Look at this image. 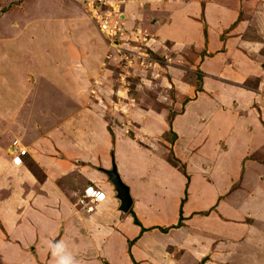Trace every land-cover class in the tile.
<instances>
[{"label": "crops", "instance_id": "1", "mask_svg": "<svg viewBox=\"0 0 264 264\" xmlns=\"http://www.w3.org/2000/svg\"><path fill=\"white\" fill-rule=\"evenodd\" d=\"M31 1L21 0L25 9L14 10L10 32L0 36V264H55L50 242H62L76 264H264V211L246 208L259 200L247 184L264 185V44L242 39L243 30L227 32L235 37L223 44L212 39L218 15L225 21L233 12L236 20L239 12L222 0L205 4L198 28L201 8L189 1L172 5L170 24L157 28L175 44L198 45L208 35L198 46L200 90L171 119L170 143L161 137L170 128L164 112L132 115L139 126L132 130L107 119L100 95L91 101L103 49L80 9L70 0ZM138 3L127 0L125 12ZM241 3L254 4L262 21L264 2ZM193 23L195 31L182 30ZM14 141L26 156L12 151ZM112 165L140 226L119 210L105 173ZM89 187L101 201L79 202Z\"/></svg>", "mask_w": 264, "mask_h": 264}, {"label": "rangeland", "instance_id": "2", "mask_svg": "<svg viewBox=\"0 0 264 264\" xmlns=\"http://www.w3.org/2000/svg\"><path fill=\"white\" fill-rule=\"evenodd\" d=\"M110 1L114 4H119L120 12L124 15L121 19V35L117 36L114 40V47L110 46L111 43L109 40L105 39L99 33L94 23L88 17V14L85 12L83 0L69 1L80 9V11L78 10L80 16L83 17L84 14L86 20L92 26L90 28L93 29L97 38H99L103 49L100 64L101 75L99 79H93L91 81V86L88 91L89 97L91 101L95 100L100 102L97 94L100 95L102 101L101 106L103 108L106 106V113L108 114L107 119L110 118V122L113 124L114 122L118 125L120 124L121 127L126 124V127L128 126L130 129L136 130L139 126L131 116L133 115V117L137 118V114L141 115L144 111L150 110L158 113L164 112V117L170 126L171 119L176 112L180 113L184 110V105L188 102L189 95L194 89L196 91L200 90L201 76L199 65L203 60L205 52L198 46H200L201 43L203 46L205 45L208 35L202 33L199 37L200 42L199 44L197 43L198 45H195L196 43L175 44L170 40L159 39L156 34L157 28L170 24L171 17L169 16L173 10L172 5L183 8L184 5L188 6L189 1L192 2L190 7L201 8V14L196 18V23L198 28H200L199 26L201 24L203 28L204 25L202 20H204L203 10L205 4L211 3V5H219L217 3L219 0H134L139 3L126 12L123 5L127 0ZM222 1L230 6L229 11L233 8L239 12V15L237 19L234 20L233 15H230L233 12H226V20L221 21L222 18L219 14L217 23L222 24L215 25L216 29L214 30V38L212 37V39L224 43L226 38L235 37L234 34L229 35L227 32L235 33L238 31V36L243 30L241 35L242 39L251 42L262 39V43L264 44V38H262V35H259L261 31H264V25H262L264 19V5L261 6V13L259 14L263 19L262 21L256 22L258 13L254 11L257 8L254 4L248 10L247 5L245 8L242 7V0ZM233 1H235V3L232 4ZM260 1L264 2V0ZM20 2L21 0H18V2H16V0H0V9L5 7V15L0 22V36L3 35V33L7 34L10 32L9 27L12 26L9 22H11L13 18H16V12L25 9L21 6L18 8ZM27 3L31 4L32 1L27 0ZM136 7L141 8L136 10V13L132 12L135 11ZM4 12L0 13V15ZM7 20H9V22H7ZM240 20H243L242 23H244V25L239 30H236L237 23L240 22ZM194 25L195 23H193V25H182V30L195 31ZM261 51L264 54V48ZM249 85V87H253L254 83H250ZM188 86H190V88H188ZM101 94L107 95V99ZM139 125L141 126V124ZM142 133L146 134V131H142ZM164 133L165 134L161 135L162 139L170 143L174 141L175 134L171 126L169 130ZM129 134H131L130 130ZM27 164L30 163L27 162ZM258 168L261 170L264 166L259 165ZM32 169L39 177L38 170L34 167ZM180 170L184 174V168L180 167ZM248 173H246V175ZM247 185L251 190L256 191V194L253 191L251 192L257 195L259 200H250L246 208H250L257 212L264 211V185L261 186L258 185L257 182L251 181ZM236 187L237 186H233L230 191L234 190L233 188ZM247 191L250 190L247 188L246 192ZM186 197L187 191L185 192V198L183 200H185ZM197 206H199V204ZM259 206H261V208ZM203 214L204 213H198L202 218L205 217ZM262 214H264V212ZM9 218L11 222H14L16 219V211L9 212ZM243 222L247 226L251 224L252 220L245 217ZM178 223L180 227H184V225H182V220ZM194 227L195 226H192L190 228V233H192V228ZM197 227L200 228L199 226ZM262 248L264 251V242ZM237 250L240 251L239 249Z\"/></svg>", "mask_w": 264, "mask_h": 264}, {"label": "built area", "instance_id": "3", "mask_svg": "<svg viewBox=\"0 0 264 264\" xmlns=\"http://www.w3.org/2000/svg\"><path fill=\"white\" fill-rule=\"evenodd\" d=\"M83 3L85 12L99 33L109 40L110 46L114 47V40L117 36L121 35V19L123 14L120 12L119 4H114L110 0H83ZM12 148L17 151L19 156H25L27 153L26 149L21 148L17 141L13 142ZM102 196L103 194L99 193L96 189L89 187L84 191L80 203L83 204L84 199H87L93 205L101 201ZM92 208V206L88 207L87 211H91Z\"/></svg>", "mask_w": 264, "mask_h": 264}, {"label": "water", "instance_id": "4", "mask_svg": "<svg viewBox=\"0 0 264 264\" xmlns=\"http://www.w3.org/2000/svg\"><path fill=\"white\" fill-rule=\"evenodd\" d=\"M110 183L113 185L114 190L116 192L117 199L120 201L119 210L122 212H128L131 205L132 200L129 194L128 187L121 181L115 165H112L111 169L105 172Z\"/></svg>", "mask_w": 264, "mask_h": 264}, {"label": "clouds", "instance_id": "5", "mask_svg": "<svg viewBox=\"0 0 264 264\" xmlns=\"http://www.w3.org/2000/svg\"><path fill=\"white\" fill-rule=\"evenodd\" d=\"M12 147H13V143H12ZM12 151L16 152L15 149ZM48 248L51 252L52 257L54 258L55 264H76L73 256L71 255L70 252H68L66 246L62 242H55V243L50 242Z\"/></svg>", "mask_w": 264, "mask_h": 264}, {"label": "trees", "instance_id": "6", "mask_svg": "<svg viewBox=\"0 0 264 264\" xmlns=\"http://www.w3.org/2000/svg\"><path fill=\"white\" fill-rule=\"evenodd\" d=\"M203 21V20H202ZM203 24H204V22H203ZM204 35H205V31H204ZM172 163H173V161H172ZM129 213L132 215V217H133V223L134 224H136V225H139L140 226V223L138 222V220L136 219V216L134 215V213L132 212V210L130 209L129 210ZM182 220V215H181V211H180V217H179V221H181ZM178 226H180L179 225V223H178ZM158 229L160 230V231H162V232H166L168 229H163V228H160V227H158ZM141 230L142 231H146V229H144V228H142L141 227Z\"/></svg>", "mask_w": 264, "mask_h": 264}]
</instances>
